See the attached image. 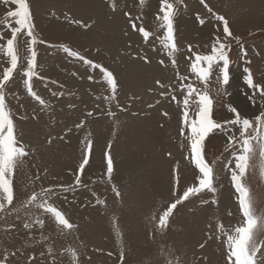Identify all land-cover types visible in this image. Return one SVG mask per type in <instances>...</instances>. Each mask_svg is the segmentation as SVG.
<instances>
[{
  "label": "rangeland",
  "instance_id": "374dc122",
  "mask_svg": "<svg viewBox=\"0 0 264 264\" xmlns=\"http://www.w3.org/2000/svg\"><path fill=\"white\" fill-rule=\"evenodd\" d=\"M27 2L34 33L45 42L35 46L37 77L32 84L46 106L27 94L23 82L27 37L20 34L21 60L5 95L18 138L28 146L30 155L13 177L12 207L19 208L27 195L42 187L72 185L88 141L91 152L81 176L87 187L54 198L55 205L76 227L61 232L50 217L35 209L32 211L46 221L43 229L23 228L22 221L35 216L26 217L23 212L18 214L19 219L16 213L6 216L0 220V260L9 255L8 264H29L28 258L35 255L31 264H53V258L55 264H72L74 249L80 264H121V251L123 264H227L225 238H216V226L222 223L226 230H232L243 221L238 194L230 180L237 148L228 144V136L238 135L234 126L216 130L205 141L204 156L214 169L215 194L201 193L178 205L163 232H154L152 217L161 214L176 198L172 194L175 168L180 181L177 195L194 185L199 175L191 160L185 158L189 155L187 141L179 135L184 110V92L180 90L183 77H189L184 83L191 82L198 91L208 92L213 101L212 118L218 123L234 118L229 106L253 121L264 111V97L247 85L245 72L250 69L254 83L264 85V15L252 16L251 11L247 15L248 0H205L212 12L200 0H170L176 6L173 24L178 48L173 66L172 57L162 46L166 30L162 20L157 19L162 15L161 0ZM14 8L0 0V36L4 38L0 44L10 37L4 25L11 22L15 27L14 21L6 17V12ZM216 15L227 19L231 37H225ZM133 23L152 34L148 41L133 29ZM217 36L229 45V83L217 82V66L205 88L192 73L191 63L196 53L210 54ZM65 46L114 74L118 83L114 98H110L111 89L99 69L67 56ZM145 57L150 62L146 63ZM7 66V58L0 55V76ZM172 95L178 102L172 101ZM195 100L194 95L189 103L193 119L198 111ZM106 153L111 155L115 168L110 182ZM243 183L257 214H264V177L260 175L258 150ZM113 185L120 197L113 192ZM97 198L104 203H97ZM12 252L16 255L11 256Z\"/></svg>",
  "mask_w": 264,
  "mask_h": 264
},
{
  "label": "snow or ice",
  "instance_id": "6c2138e0",
  "mask_svg": "<svg viewBox=\"0 0 264 264\" xmlns=\"http://www.w3.org/2000/svg\"><path fill=\"white\" fill-rule=\"evenodd\" d=\"M2 2L6 5L9 3L15 5L14 10L6 12V17L14 21L15 27L12 26L11 22L4 25L10 30V37L6 39L5 43L0 44V55L6 57L8 60V66L4 68L3 74L0 76V220H4L6 216H11L13 213H16L19 219L20 217L18 214L23 212L26 217L35 216V218L30 221L29 219H24L22 221L24 229L31 231L36 226L43 229L46 221L32 211L35 209L36 212L43 213L50 217L61 232L64 230L71 231L76 225L71 223L62 209L55 205L54 198L58 197L63 192L75 191L77 188L87 187V185L83 184L81 176L84 173L85 167L89 164L91 141H88L83 159L77 169L75 181L72 185L42 187L39 191L34 190L27 195L19 208L12 207L15 199L13 177L16 174L18 166L23 162V159L30 155V150L28 146L18 138L13 114L7 104L5 89L7 84L13 79L14 72L17 70L21 60V54L18 48V36L23 34L27 37L26 51L28 53L26 57L27 67L23 71V82L27 94L41 106H46V101L33 90L32 84L34 77H37L36 68L38 53L35 46L37 43L45 42L39 40L34 33L35 26L32 22L31 10L27 0H2ZM180 2L181 0H176V3ZM200 2L209 12H212V9L205 3V0H200ZM115 7L116 5L113 3V10H115ZM175 12L176 6L173 2H170V0H161L160 13H162V15H158L157 19L162 20V26L166 30L162 46L168 50L167 54L169 57H172L171 63L173 66H176L174 54L178 51L173 24ZM125 15L130 17V13H125ZM215 18L222 22L225 37H231L232 33L227 19L220 15H216ZM200 22L201 24L203 23V21ZM0 23H3V21H0ZM132 26L134 30L139 31L145 41L149 40L152 35L149 31L145 30L143 27L137 29L135 23H133ZM85 27L87 26L85 25ZM3 39L4 38L0 36V40ZM228 48L229 45L217 36L210 54L200 55L196 53L194 54V59L189 57V59H192V73L204 84L205 88H207L214 68L217 66H219L220 70L217 82L224 85L229 83ZM188 50L191 52V46H189ZM63 51L67 56L82 61L91 68L99 69L105 82L111 89L112 97L110 98L115 97L118 83L110 70L81 55L78 51L72 50L70 47H63ZM144 59L146 63L150 62L147 57ZM159 63L163 65L164 61L161 60ZM245 72L248 73L246 77L247 85L255 91H258L261 97H264V85H257L254 83L250 69L246 68ZM188 80L189 77L185 76L180 83V90L184 92V110L182 113L179 135L187 141L189 155L185 158L191 160L198 170L199 175L194 185L188 186L183 190L182 194L177 195L180 182L178 167L173 170L174 187L172 194L176 198L169 203L161 214L152 217L154 232L156 230L163 232L169 227L170 218L178 205L183 204L192 197L200 196L201 193L210 192L215 194L214 169L204 156L205 141L209 135L216 130L219 129L224 131L227 125H232L238 129V135L233 133L228 136V144L237 148V153L234 156V167L230 169V180L238 194L239 210L243 217V221L232 230H226L222 223L218 224L215 232L219 233V235H217L216 238L220 239V236L225 238L224 247L226 249L225 259L227 264H264V239H261V235L264 234V214H257L255 202L250 195L248 187L243 183V178L250 167V161L257 155V150L259 154L260 175L264 177V111L256 115L253 121V119L242 117L235 107L229 106V111L234 114V118L223 123H218L212 118L213 101L211 96L207 91H198L193 83L183 82ZM156 83L158 86L163 87L160 81ZM219 91L220 90L217 89L218 93ZM194 95L196 97L194 102L198 107L195 119L190 117L189 112L190 99ZM171 99L172 101H177L175 95H172ZM162 114L165 116L168 115L166 112ZM88 115L90 116L92 113L89 112ZM82 124L83 122L76 127L80 128ZM60 138L63 139L64 137ZM48 143L51 144L52 140L49 139ZM168 155L170 157L171 153H168ZM106 160V176L110 182L113 172L115 171L114 162L111 155L108 153H106ZM36 179H39V176H37ZM112 190L117 197L121 196L119 189H117L115 185H113ZM97 203L104 202L97 198ZM212 203H216V201L213 200ZM229 214L231 215V213ZM14 226L15 225L12 227ZM212 238V235H209V239ZM200 247L203 248L204 244H201ZM108 254L112 255V253ZM10 255L15 256L16 252H12ZM71 258L72 264H80L79 254L74 249L71 252ZM35 259V255L30 256L28 258L29 264ZM8 260L9 255H5L4 258L0 260V264H8ZM123 260L124 253L121 251V264H123ZM53 264H55V258H53Z\"/></svg>",
  "mask_w": 264,
  "mask_h": 264
},
{
  "label": "bare ground",
  "instance_id": "6f19581e",
  "mask_svg": "<svg viewBox=\"0 0 264 264\" xmlns=\"http://www.w3.org/2000/svg\"><path fill=\"white\" fill-rule=\"evenodd\" d=\"M247 7H248V9L250 7V9L246 12L247 15L249 14L248 12H250V11L253 13L252 16L254 14L257 17H258V15H264V3L260 0H248ZM246 14H244V15L246 16ZM249 20H250V18H249Z\"/></svg>",
  "mask_w": 264,
  "mask_h": 264
}]
</instances>
